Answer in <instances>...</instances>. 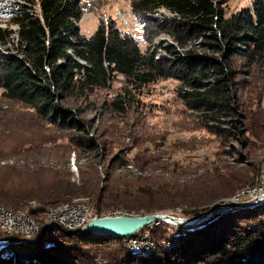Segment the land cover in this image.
I'll use <instances>...</instances> for the list:
<instances>
[{
    "label": "trees",
    "instance_id": "obj_1",
    "mask_svg": "<svg viewBox=\"0 0 264 264\" xmlns=\"http://www.w3.org/2000/svg\"><path fill=\"white\" fill-rule=\"evenodd\" d=\"M226 5V0H131L130 10L149 43L143 50L136 36L123 31L114 19L101 21L90 35L84 34L78 23L83 15L81 0H0V18L8 22L0 23L2 94L32 109L42 121L73 130L69 140L91 146L86 110L81 103H71L87 100L116 74H122L131 88L175 78L192 88L183 93L187 108L199 111L206 121H218V129L224 117L231 126L229 135L248 131V142L255 138L263 142L264 0H252L229 13ZM160 32L168 33L172 41L152 48ZM159 48L164 52L159 53ZM240 91L248 92V102ZM123 95L119 93L109 105L124 108ZM237 115L242 119L236 120ZM133 140L130 146L138 148L135 161H152L142 149L145 141ZM119 145L115 160L125 161L122 154L128 146ZM237 175H219L216 183L222 187H211V197L253 183L244 174ZM38 178L53 182H39L40 189L26 186ZM6 181L0 179V202L13 208L30 209L34 200L54 205L79 195L91 196L98 211L112 206L147 214L184 203L182 194L168 192L164 180L155 191L145 179L121 187L116 181L110 191L121 194L110 202L106 186L94 181L76 185L52 168L24 171L18 180ZM187 199L192 206L203 202L190 215L215 212L202 196ZM144 230H151L157 239L165 235L180 243L171 249L159 245L142 256L125 246L124 237L52 228L38 241L17 240L13 247L12 243L10 254L0 252V264H95L98 258L106 264H264V204L216 211L199 224L172 231L162 221L139 231Z\"/></svg>",
    "mask_w": 264,
    "mask_h": 264
},
{
    "label": "rangeland",
    "instance_id": "obj_2",
    "mask_svg": "<svg viewBox=\"0 0 264 264\" xmlns=\"http://www.w3.org/2000/svg\"><path fill=\"white\" fill-rule=\"evenodd\" d=\"M251 1L226 0V10L229 13L249 5ZM130 3L131 0H81L83 15L78 22L81 31L90 35L101 21L114 19L123 31L132 32L141 48L146 50L149 43L143 40L142 25L131 12ZM0 23L8 25V22L1 18ZM170 41L172 37L168 33L160 32L152 40L151 47L163 46ZM158 50L159 53L164 52L163 49ZM188 89L192 90L175 78H159L144 86L131 88L127 87L122 74H116L109 85L97 88L87 100L71 103L72 106L81 103L86 110L83 116L89 119L91 125L88 136L93 137L94 141L93 145L86 146L69 140L68 135H72L73 130L59 129L42 121L32 109L6 99L0 88V179L7 180L6 182L12 181L13 178L18 180V176L24 171L36 172L41 168H52L59 175L67 176L76 185L94 181L99 183V186H106L108 202L116 200L115 195L121 194L114 195L110 191L116 181L121 187L125 182L145 179L155 191L163 183L161 180H164V183L170 186L167 188L170 190L168 192H179L183 195L180 201L184 202H175L170 207L153 212L162 214L164 218L154 220L150 224H159L162 221L167 224L168 231L177 226H193L206 219L203 215H190V210L201 207L199 205L203 202L192 206L187 198L202 196L207 199L206 205L209 209L214 208L211 210L215 212L264 204L263 201L252 206L243 205L238 201L241 197H237L244 188L262 187L260 183H264V141H257L254 137L253 141L248 142V131L240 133L238 137L229 135L227 130L231 129V126L224 117L220 124L221 129L217 128L218 121L204 120L199 111L186 107L183 93ZM240 92L243 94L242 99L248 102V92ZM119 93L124 94L127 105L114 109L109 102ZM260 102L261 108L264 109V94ZM240 110L246 114L245 109ZM242 117L237 115L235 118L238 120ZM213 123L211 128L207 127ZM134 138L145 141L142 149H146L152 161H135L138 148L130 146ZM120 143H126L128 146L127 152L122 154V157H127L125 161L115 160ZM229 173L236 176L244 174L245 179H250L253 183L243 187L237 186L232 192L211 197L210 189L216 186L217 177ZM45 180L53 182L51 179L38 178L32 182L35 184L26 186L40 189L43 187L39 182ZM217 187L222 185L217 184ZM91 198L79 195L54 205L34 200L28 206L30 209L13 208L0 202V229L3 226L0 238L16 237V240L21 242L24 240L22 238H27L25 241L34 242L52 228L88 232V222L96 215L140 214L125 207L112 206L98 211ZM182 219L184 221H181ZM54 223L56 224L51 226ZM159 231L156 233H160ZM164 236L157 239L158 236L152 234L151 230H144L124 237V242L131 252L142 256L148 255L159 245L171 249L180 243L179 240ZM134 238H137V243L136 240L131 241ZM13 240L12 247L17 243ZM130 241L133 244L130 245ZM1 251L4 254L11 253L7 250ZM95 264L106 263L103 258H98Z\"/></svg>",
    "mask_w": 264,
    "mask_h": 264
},
{
    "label": "water",
    "instance_id": "obj_3",
    "mask_svg": "<svg viewBox=\"0 0 264 264\" xmlns=\"http://www.w3.org/2000/svg\"><path fill=\"white\" fill-rule=\"evenodd\" d=\"M162 217L164 218L160 213L101 215L89 220L88 232L124 237L133 235L144 225L150 224L152 221Z\"/></svg>",
    "mask_w": 264,
    "mask_h": 264
},
{
    "label": "bare ground",
    "instance_id": "obj_4",
    "mask_svg": "<svg viewBox=\"0 0 264 264\" xmlns=\"http://www.w3.org/2000/svg\"><path fill=\"white\" fill-rule=\"evenodd\" d=\"M262 168V167H261ZM264 168V167H263ZM262 173V172H261ZM260 179V178H259ZM255 187V186H254ZM253 186L250 188V189H247V188H244V190L243 191H241L240 192V195H238L237 197H241V198H243V199H247L248 198V194L251 192V190L254 188ZM243 194H245V195H243ZM243 195V196H242ZM239 199L238 201H241L242 199ZM258 198H264V190H258ZM264 201V199H259L258 201H256V202H251V203H242L243 205H245V204H247V205H256V204H260L261 202H263ZM233 203V202H232ZM69 204V203H68ZM230 204V203H229ZM89 207V206H88ZM61 208V207H60ZM64 208V207H63ZM89 209V208H88ZM2 210V209H1ZM13 212V211H12ZM217 212H220V211H217ZM61 213V212H60ZM216 212H212V213H209V214H207L206 216H204L206 219H208L209 217H211L212 215H214ZM50 214V213H49ZM19 217V216H18ZM89 218V217H88ZM90 219V218H89ZM48 220V219H47ZM174 221H178V220H176V219H174ZM181 221H184V219H182ZM58 222V221H57ZM31 223V222H30ZM56 223H54V224H52L51 226H53V225H55ZM36 225V224H35ZM46 225V224H45ZM50 224H48V226H49ZM146 225H144L142 228H144ZM46 227V226H45ZM44 227V228H45ZM66 227H68V226H66ZM51 228V227H50ZM70 228V227H69ZM72 228V227H71ZM142 228H140V229H138L136 232H138L139 230H141ZM29 230H30V228H28ZM41 229V228H40ZM16 230V229H15ZM16 233V232H15ZM38 233V232H37ZM16 234H18V232L16 233ZM19 234H20V232H19ZM134 234H136V233H134ZM21 235V234H20ZM37 235V234H36ZM35 235V236H36ZM24 236V235H23ZM127 236H130V235H127ZM127 236H124V237H127ZM29 237H31V236H29ZM33 237V236H32ZM129 238V237H128ZM15 239V241H17L16 240V238H14ZM18 239V238H17ZM22 239H24V240H22V241H25V240H27V238H22ZM35 239V238H34ZM134 239H136V238H134ZM13 239H7V249H10L11 250V244L14 242V240L12 241ZM144 249V248H143ZM136 250V249H135Z\"/></svg>",
    "mask_w": 264,
    "mask_h": 264
},
{
    "label": "built area",
    "instance_id": "obj_5",
    "mask_svg": "<svg viewBox=\"0 0 264 264\" xmlns=\"http://www.w3.org/2000/svg\"><path fill=\"white\" fill-rule=\"evenodd\" d=\"M260 184H262V187L261 186H255L252 190H251V192L248 194V198L247 199H242L241 201H239V202H241V203H251V202H256V201H258L259 199H264V198H258V190H264V183L262 182V183H260ZM247 200H249V201H247ZM240 203V204H241ZM98 215H96V217H97ZM86 224V223H85ZM3 224H1V226H2ZM11 228V227H10ZM3 229V226H2V228L0 229V230H2ZM7 239H9V238H7ZM7 239L5 238V237H1L0 238V251L1 250H4V251H12V250H10V249H7ZM133 240H136V243L138 242V240H137V238L136 239H132L131 241H133ZM131 241H130V245L131 244H133V243H131ZM148 242V241H147ZM8 252V253H9Z\"/></svg>",
    "mask_w": 264,
    "mask_h": 264
}]
</instances>
